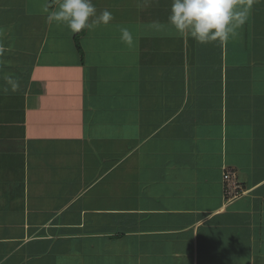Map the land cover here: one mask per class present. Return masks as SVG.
I'll return each instance as SVG.
<instances>
[{"label":"crops","instance_id":"crops-1","mask_svg":"<svg viewBox=\"0 0 264 264\" xmlns=\"http://www.w3.org/2000/svg\"><path fill=\"white\" fill-rule=\"evenodd\" d=\"M171 2L92 0L81 52L0 5V264H264V0L203 45Z\"/></svg>","mask_w":264,"mask_h":264},{"label":"clouds","instance_id":"clouds-1","mask_svg":"<svg viewBox=\"0 0 264 264\" xmlns=\"http://www.w3.org/2000/svg\"><path fill=\"white\" fill-rule=\"evenodd\" d=\"M252 0L241 7L242 0H172L167 23L181 35L198 44L227 43L246 22ZM49 24H62L72 33L108 25L112 14L105 10L97 14L92 0H56L55 7L43 9ZM121 40L132 45L133 36L121 28Z\"/></svg>","mask_w":264,"mask_h":264},{"label":"rangeland","instance_id":"rangeland-1","mask_svg":"<svg viewBox=\"0 0 264 264\" xmlns=\"http://www.w3.org/2000/svg\"><path fill=\"white\" fill-rule=\"evenodd\" d=\"M39 2L42 3L41 8H43L45 5L43 0H0V5L9 4L8 6L12 7V9L8 10V15L5 19L7 22L9 14H10V17L14 18V16H15V18H16L19 14L20 15L25 14L26 12L24 10L35 11L36 7L40 6ZM38 9H40V8H38ZM3 12H4V9H0V14H1L2 18H3ZM0 22H1V19H0ZM262 90L264 91V88H262ZM233 175L231 174V178H233Z\"/></svg>","mask_w":264,"mask_h":264},{"label":"built area","instance_id":"built-area-1","mask_svg":"<svg viewBox=\"0 0 264 264\" xmlns=\"http://www.w3.org/2000/svg\"><path fill=\"white\" fill-rule=\"evenodd\" d=\"M231 174L233 175L232 172L229 171H225L222 174V180H223V184H224V193L226 196L233 198L236 195V190L238 189L236 182L234 180V175L233 178H231Z\"/></svg>","mask_w":264,"mask_h":264},{"label":"trees","instance_id":"trees-1","mask_svg":"<svg viewBox=\"0 0 264 264\" xmlns=\"http://www.w3.org/2000/svg\"><path fill=\"white\" fill-rule=\"evenodd\" d=\"M84 32H85V30H82V31L76 33L74 36L75 46L79 52H81V48H80L78 41H79L80 36H82L84 34Z\"/></svg>","mask_w":264,"mask_h":264}]
</instances>
